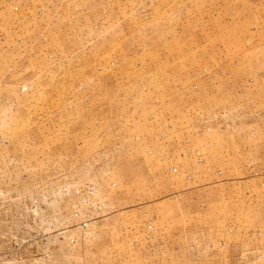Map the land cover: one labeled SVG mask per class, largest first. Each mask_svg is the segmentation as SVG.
Returning <instances> with one entry per match:
<instances>
[{"label":"rangeland","instance_id":"obj_1","mask_svg":"<svg viewBox=\"0 0 264 264\" xmlns=\"http://www.w3.org/2000/svg\"><path fill=\"white\" fill-rule=\"evenodd\" d=\"M70 3L27 46L0 0V264H264V0Z\"/></svg>","mask_w":264,"mask_h":264},{"label":"crops","instance_id":"obj_2","mask_svg":"<svg viewBox=\"0 0 264 264\" xmlns=\"http://www.w3.org/2000/svg\"><path fill=\"white\" fill-rule=\"evenodd\" d=\"M15 3L21 5L19 6L20 9L14 13L16 16L8 14V25L9 28L12 29H21L22 33V42L29 45H43L47 41L46 39L51 37L53 35L52 42H49L48 44H66L68 41L66 38H64L63 32L66 34H69V29H71V25H73L71 22L67 21L65 18L68 17L71 13H75L72 3H70V0H13ZM123 12L127 10L126 7H122ZM76 25V24H75ZM92 38V37H89ZM45 40V41H44ZM94 40L87 39L85 41L86 44L92 43ZM101 43H108L106 41H102ZM30 56H32L30 54ZM30 56H27L24 59V62H28L30 65ZM23 65V64H22ZM15 71H11L10 74H14ZM176 73L173 75L175 76ZM100 138L102 141L106 139V135L104 132H101ZM127 137H124L123 135H118L116 137V140L113 144H111V147L116 146L117 157H120L122 154H124L125 150H127V146L123 144V140H126ZM139 141V140H138ZM130 146L137 149L139 145H136V143L133 141V138L131 136L130 139ZM133 142V143H132ZM140 142L143 144H146L149 147H152V136L145 135L140 138ZM253 140L248 141V144L246 146L247 150L250 152L249 156H254L253 153ZM105 149V152L110 151V148L108 145ZM113 149V148H112ZM256 157L264 159V144L261 143V150H256ZM104 152V153H105ZM106 154V153H105ZM122 157V156H121ZM255 157V156H254Z\"/></svg>","mask_w":264,"mask_h":264},{"label":"built area","instance_id":"obj_3","mask_svg":"<svg viewBox=\"0 0 264 264\" xmlns=\"http://www.w3.org/2000/svg\"><path fill=\"white\" fill-rule=\"evenodd\" d=\"M60 194L65 196L67 201H69V206L74 217H78L82 213L81 224L83 226L87 225V219L92 215L93 211L103 209V204L96 199V190L92 183L79 185L74 183L64 184L60 188ZM79 201L87 208L83 212L79 211Z\"/></svg>","mask_w":264,"mask_h":264}]
</instances>
